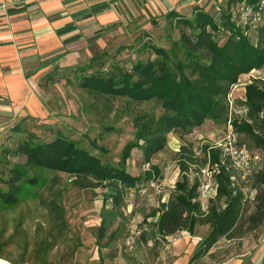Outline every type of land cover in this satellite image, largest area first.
<instances>
[{
    "label": "rangeland",
    "instance_id": "rangeland-1",
    "mask_svg": "<svg viewBox=\"0 0 264 264\" xmlns=\"http://www.w3.org/2000/svg\"><path fill=\"white\" fill-rule=\"evenodd\" d=\"M195 6L198 5L188 6L183 15L192 17ZM208 10L215 13L214 1ZM165 15L158 16L148 29L143 28L148 21L130 29L76 69L50 75L48 85L51 86L46 84L42 91L48 113L29 120L25 118L2 135L0 190H9L11 169L15 166L24 168L28 176H36L40 182L38 185L22 183L17 203L9 204L0 199L1 259L12 264H162L159 257L164 242L154 241L152 222L155 218L147 216L160 200L167 201L174 189L180 175L178 153L181 146L193 148L200 156L202 145L207 143L220 146L225 154L231 155L230 168L235 171V180L243 188L246 199L242 218L232 236L220 239V253L194 264H218L230 253L262 243L264 215L260 219L256 216V220L251 216L256 212V174L264 167V152L249 137L235 133L230 123L208 119L189 131H171L166 147L151 161L160 166L162 177L126 189L122 213L101 243L97 233L107 188L91 176L75 177L26 164L23 151L26 138L44 142L58 133L77 140L105 162L119 163L124 146L134 139L136 116L159 118L165 110L155 99L134 102L127 97L82 88L79 76L97 70L105 74L118 73L131 69L138 61L158 60L160 56L150 48L151 44L164 47L170 58L186 61L180 40L189 29ZM253 80H264V66L242 75L233 87L229 97L232 117L246 115L245 85ZM91 142L107 152L94 148ZM148 166L143 161L141 149L135 148L127 162L128 170L139 175ZM206 184L212 188L202 192L203 203L215 194L209 168L203 170L201 189ZM107 204L111 207L110 200ZM208 230L205 225L197 232L206 234Z\"/></svg>",
    "mask_w": 264,
    "mask_h": 264
},
{
    "label": "trees",
    "instance_id": "trees-1",
    "mask_svg": "<svg viewBox=\"0 0 264 264\" xmlns=\"http://www.w3.org/2000/svg\"><path fill=\"white\" fill-rule=\"evenodd\" d=\"M214 4L215 13L195 6L190 18L176 10L165 15L189 29L180 40L186 61L170 58L164 47L151 44L150 48L160 56L158 60L138 61L131 69L118 73L97 70L79 76L82 88L127 97L134 102L155 99L165 110L159 118L136 116L134 139L124 146L117 165L103 161L62 133L49 141L35 142L29 137L23 143L27 165L75 177L91 176L107 188L97 233L99 243L121 215L126 189L162 177L160 166L151 161L166 147L171 131H189L208 119L230 123L235 133L249 137L264 152V80L245 85L243 103L247 113L244 117H232L229 104L230 94L240 77L264 66V18L256 24L240 22L242 4L258 9L264 6V0H216ZM91 144L107 152L95 142ZM135 148L141 149L143 161L149 164L139 175L127 168ZM230 160L231 155L215 144L202 145L200 156L193 148L182 145L178 153L180 175L174 189L168 200H160L147 216L155 218L152 225L156 242H167L177 232L195 235L199 227H209L189 264L202 259L223 237H231L242 218L246 194L235 180ZM205 168L212 170L215 194L203 203L201 185ZM11 175L9 190H0V199L9 204L18 202L22 183L38 185L40 182L21 167H13ZM256 180V212L251 216L254 220L264 215V167L257 172ZM109 200L111 207H107Z\"/></svg>",
    "mask_w": 264,
    "mask_h": 264
},
{
    "label": "crops",
    "instance_id": "crops-1",
    "mask_svg": "<svg viewBox=\"0 0 264 264\" xmlns=\"http://www.w3.org/2000/svg\"><path fill=\"white\" fill-rule=\"evenodd\" d=\"M213 1L0 0V139L9 127L47 112L42 91L51 86L50 75L76 69L130 29L146 21L148 29L170 10L183 14L192 4L208 10ZM203 235L170 236L160 250L162 264H189ZM220 245L219 240L202 261L220 253ZM218 264H264V239Z\"/></svg>",
    "mask_w": 264,
    "mask_h": 264
},
{
    "label": "built area",
    "instance_id": "built-area-1",
    "mask_svg": "<svg viewBox=\"0 0 264 264\" xmlns=\"http://www.w3.org/2000/svg\"><path fill=\"white\" fill-rule=\"evenodd\" d=\"M264 18V6L255 9L247 4H242L240 9V22L242 24H256L263 20ZM213 186V185H212ZM210 184L204 185V188L201 189V192H206L211 190Z\"/></svg>",
    "mask_w": 264,
    "mask_h": 264
},
{
    "label": "bare ground",
    "instance_id": "bare-ground-1",
    "mask_svg": "<svg viewBox=\"0 0 264 264\" xmlns=\"http://www.w3.org/2000/svg\"><path fill=\"white\" fill-rule=\"evenodd\" d=\"M0 264H12L9 261L5 260V259H1L0 258Z\"/></svg>",
    "mask_w": 264,
    "mask_h": 264
}]
</instances>
